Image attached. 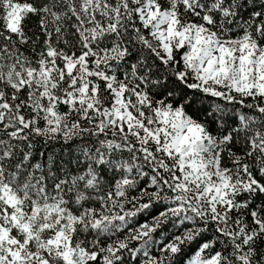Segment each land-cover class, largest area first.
<instances>
[{"label": "snow or ice", "instance_id": "snow-or-ice-1", "mask_svg": "<svg viewBox=\"0 0 264 264\" xmlns=\"http://www.w3.org/2000/svg\"><path fill=\"white\" fill-rule=\"evenodd\" d=\"M0 264H264V0H0Z\"/></svg>", "mask_w": 264, "mask_h": 264}]
</instances>
